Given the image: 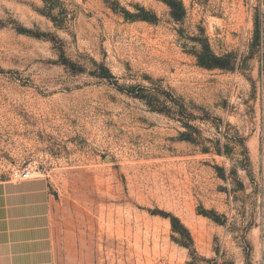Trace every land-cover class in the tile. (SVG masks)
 <instances>
[{
  "label": "rangeland",
  "instance_id": "1",
  "mask_svg": "<svg viewBox=\"0 0 264 264\" xmlns=\"http://www.w3.org/2000/svg\"><path fill=\"white\" fill-rule=\"evenodd\" d=\"M264 0H0V182L52 194L50 264H264Z\"/></svg>",
  "mask_w": 264,
  "mask_h": 264
},
{
  "label": "crops",
  "instance_id": "2",
  "mask_svg": "<svg viewBox=\"0 0 264 264\" xmlns=\"http://www.w3.org/2000/svg\"><path fill=\"white\" fill-rule=\"evenodd\" d=\"M261 26L264 62V7ZM51 205V190L43 177L0 182V264H50Z\"/></svg>",
  "mask_w": 264,
  "mask_h": 264
},
{
  "label": "built area",
  "instance_id": "3",
  "mask_svg": "<svg viewBox=\"0 0 264 264\" xmlns=\"http://www.w3.org/2000/svg\"><path fill=\"white\" fill-rule=\"evenodd\" d=\"M30 169H14L11 173V178L15 181H23L31 179Z\"/></svg>",
  "mask_w": 264,
  "mask_h": 264
}]
</instances>
